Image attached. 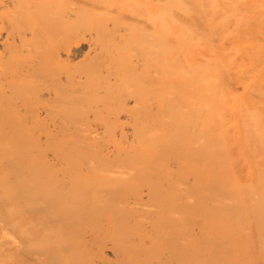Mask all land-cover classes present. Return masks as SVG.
<instances>
[{"label": "bare ground", "instance_id": "6f19581e", "mask_svg": "<svg viewBox=\"0 0 264 264\" xmlns=\"http://www.w3.org/2000/svg\"><path fill=\"white\" fill-rule=\"evenodd\" d=\"M178 1L0 0V264H264V59Z\"/></svg>", "mask_w": 264, "mask_h": 264}, {"label": "rangeland", "instance_id": "374dc122", "mask_svg": "<svg viewBox=\"0 0 264 264\" xmlns=\"http://www.w3.org/2000/svg\"><path fill=\"white\" fill-rule=\"evenodd\" d=\"M180 1V0H179ZM178 1V2H179ZM187 1V0H185ZM195 4V1L192 0ZM191 1V2H192ZM215 1V5L217 6V8L220 6H222L221 1L220 0H214ZM188 2V5L191 3ZM182 3V1H181ZM185 7L187 3L184 2ZM204 2H202V0H197L196 4L192 6L189 5L187 6V9H185L187 12H185L188 16L187 19L188 21L185 22L187 23L185 26L188 28H193L192 22L190 21L191 19H194V17H196V20H199V22H201V26L204 29V34H208L211 35V30L214 29L213 34L218 35L221 39L223 37V43H225L226 45V50L229 52H233L234 54H236V58H238L240 64H243L244 66H249L254 59L256 58H263L264 59V7L262 5H264V1L263 0H244L243 1V8L246 10V15L244 16H239V15H234L236 18H230L228 21L221 23V19H219L218 15L220 16V12L218 13H213L212 10L207 8V12L204 10V8H206L207 6L204 7L205 4H203ZM255 6H251L254 5ZM196 5H199L200 10L197 8L196 10H191V9H195V8H190ZM253 7V9H251ZM190 8V9H189ZM230 11V8H228ZM191 10V11H190ZM247 10H253L252 12H248ZM192 11L195 12H201V14H195V12L193 13ZM199 12V13H200ZM222 12V10H221ZM206 13V15H205ZM208 13V16H207ZM212 14V17L210 16ZM220 13V14H219ZM231 13V11H230ZM190 14H195L194 16H190ZM210 14V15H209ZM204 15L205 18L203 19V17L200 18V16ZM219 19V21L215 22V19L218 20L217 18H215L216 16ZM222 15V14H221ZM208 18H207V17ZM179 16L177 15L176 18H178ZM190 17V18H189ZM192 17V18H191ZM199 17V18H198ZM243 17V18H242ZM183 18L182 16L177 19V21L180 22V19ZM207 18V20L209 22L208 25L206 26L207 23H205V19ZM210 18V19H209ZM182 22V23H183ZM181 23V24H182ZM189 23V24H188ZM203 23V25H202ZM205 23V24H204ZM215 23V24H214ZM217 23V25H216ZM191 24V25H190ZM199 24V25H200ZM223 24V25H222ZM214 25V26H213ZM215 27V28H213ZM206 28V29H205ZM210 29V30H209ZM221 29V30H219ZM219 30V31H217ZM213 31V30H212ZM216 31V32H215ZM207 35V36H208ZM223 35V36H222ZM225 39V41H224ZM239 46V48L236 49V47ZM239 85H242V83H238ZM247 84V83H246ZM259 86L257 89L258 95L261 96V100L259 103V99L258 97L256 98V103L258 102L259 105L260 104H264V83H259ZM263 101V102H262ZM263 117H264V108L261 109ZM264 120V119H263ZM249 153L251 158L253 157V161H254V153L256 151H252V149H249ZM263 152V151H262ZM253 154V155H252ZM255 160L257 161V158H255ZM108 249L111 250V246L107 247ZM111 259V258H110ZM28 264H30V262H28Z\"/></svg>", "mask_w": 264, "mask_h": 264}]
</instances>
